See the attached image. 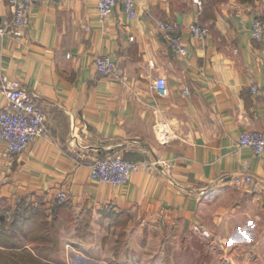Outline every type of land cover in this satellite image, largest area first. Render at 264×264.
<instances>
[{
	"label": "crops",
	"instance_id": "0c3cea01",
	"mask_svg": "<svg viewBox=\"0 0 264 264\" xmlns=\"http://www.w3.org/2000/svg\"><path fill=\"white\" fill-rule=\"evenodd\" d=\"M203 1L136 0L134 19L118 6L101 21L97 0H34L23 37L0 38V76L39 101L49 130L22 153L0 140V202L12 222L0 225V259L264 264V156L238 145L241 132H264V102L251 91L264 87V38L251 30L264 0ZM12 20L0 0V22ZM161 22L176 26L187 56ZM193 23L209 28L203 41ZM104 55L120 77L96 71ZM118 155L150 166L124 185L91 176L96 160ZM247 172L262 192L235 184Z\"/></svg>",
	"mask_w": 264,
	"mask_h": 264
},
{
	"label": "built area",
	"instance_id": "2783aa9c",
	"mask_svg": "<svg viewBox=\"0 0 264 264\" xmlns=\"http://www.w3.org/2000/svg\"><path fill=\"white\" fill-rule=\"evenodd\" d=\"M200 8V0H193ZM34 0H10L13 11V20L9 23L0 22V38L5 35L20 39L29 24L31 7ZM118 6L123 7L124 12L131 19L137 15L136 0H97V8L100 20L103 21ZM159 28L166 32V37L171 42L173 49L187 56L188 48L183 44L181 36L176 32V26L171 22L159 23ZM252 36L255 40L264 38V22L255 20L252 23ZM192 37L203 41L209 35V28L198 23H193L189 27ZM96 71L107 77H120L122 68L111 56H97L94 62ZM0 86L6 91L9 107L0 110V140L7 144V149L11 153H22L26 151L31 142L36 138L49 133L45 125V112L38 100L26 94L18 82H10L0 76ZM155 89L161 95L167 91L168 82L165 77H159L155 81ZM251 91L262 97L264 102V87L253 86ZM240 147H250L259 157L264 156V132L243 131L238 137ZM148 162L137 163L122 156L106 157L96 160L91 166V176L101 182L111 185H124L128 183L134 175L147 170ZM248 167L245 166V171ZM237 186L249 187L254 194L263 191V181L250 173L238 176L234 180ZM58 202H65L68 195L65 192L57 194ZM233 243H227L230 248ZM225 247V248H226Z\"/></svg>",
	"mask_w": 264,
	"mask_h": 264
},
{
	"label": "rangeland",
	"instance_id": "374dc122",
	"mask_svg": "<svg viewBox=\"0 0 264 264\" xmlns=\"http://www.w3.org/2000/svg\"><path fill=\"white\" fill-rule=\"evenodd\" d=\"M200 1H201L202 4L204 3L203 0H200ZM201 7H202V6H201ZM114 216H116V215H114ZM117 218H118V217H115V218L113 219V221L116 222V224L119 223V221H120V220H118ZM0 220H1V221H0V225H11V223H12V222H11L10 215L6 214V210L3 209L2 202H0ZM127 222H128V221H127ZM83 225H89V224L86 223V224H83ZM103 225H107V224H103ZM109 225H110V224H109ZM118 225H119V224H118ZM121 225H122V224H121ZM201 251L203 252V249H201ZM169 254H170V255H171V254L174 255V254H173V251H169V252H168V255H169ZM181 254H182V253H181ZM181 254H180V255H181ZM180 255H179V256H180ZM223 262H224V264H225V263H226V264H232V263H231V260L228 261V260H226L225 257H224V259H223Z\"/></svg>",
	"mask_w": 264,
	"mask_h": 264
},
{
	"label": "trees",
	"instance_id": "16d2710c",
	"mask_svg": "<svg viewBox=\"0 0 264 264\" xmlns=\"http://www.w3.org/2000/svg\"><path fill=\"white\" fill-rule=\"evenodd\" d=\"M54 225V223H53ZM12 260L10 258L0 259V264H11Z\"/></svg>",
	"mask_w": 264,
	"mask_h": 264
}]
</instances>
